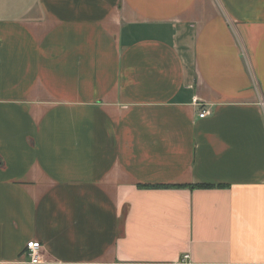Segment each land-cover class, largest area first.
I'll use <instances>...</instances> for the list:
<instances>
[{
	"label": "crops",
	"instance_id": "1",
	"mask_svg": "<svg viewBox=\"0 0 264 264\" xmlns=\"http://www.w3.org/2000/svg\"><path fill=\"white\" fill-rule=\"evenodd\" d=\"M30 240L264 264V0H0V264Z\"/></svg>",
	"mask_w": 264,
	"mask_h": 264
},
{
	"label": "built area",
	"instance_id": "2",
	"mask_svg": "<svg viewBox=\"0 0 264 264\" xmlns=\"http://www.w3.org/2000/svg\"><path fill=\"white\" fill-rule=\"evenodd\" d=\"M207 115V111L202 109L199 113V117H204ZM41 250L42 245L37 240H30L26 242L24 254L27 257V262L29 264H38L41 261ZM173 264H191L190 255L188 253H183Z\"/></svg>",
	"mask_w": 264,
	"mask_h": 264
},
{
	"label": "trees",
	"instance_id": "3",
	"mask_svg": "<svg viewBox=\"0 0 264 264\" xmlns=\"http://www.w3.org/2000/svg\"><path fill=\"white\" fill-rule=\"evenodd\" d=\"M174 187V185H149V187ZM212 185H207V184H199V185H191L190 187H198V188H204V187H210ZM176 187H181V185H176Z\"/></svg>",
	"mask_w": 264,
	"mask_h": 264
}]
</instances>
